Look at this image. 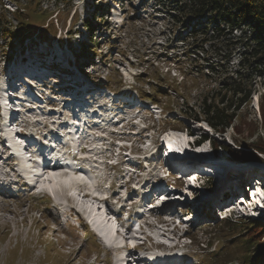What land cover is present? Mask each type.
<instances>
[{"label": "rangeland", "instance_id": "rangeland-1", "mask_svg": "<svg viewBox=\"0 0 264 264\" xmlns=\"http://www.w3.org/2000/svg\"><path fill=\"white\" fill-rule=\"evenodd\" d=\"M91 3L92 0H0V14L5 16V20L2 17L0 20L2 27L5 26L8 31L18 25L19 22L13 15V11H16L23 13L24 18H27L28 27L33 31L29 36L20 39L21 41L8 40L6 36L0 38V82L12 68V62L23 59L21 57L23 47L28 49L36 36H40L41 39H36L37 43L32 45L30 51L25 52L26 56L35 53L36 50L42 52L51 50L63 42L60 46L63 50L68 49V52H64L71 65H66L65 57L60 59L57 57L46 62L52 63L56 68L71 70L75 74L76 70L80 78L78 82H82V87L89 85L92 88L114 90L115 94L128 91L132 94L130 102L133 104L142 106L157 104L160 108L156 110L160 111V114L148 120L150 124H155L154 134L151 132L143 134L141 127L137 126L133 127L132 132L121 135V139H124L128 146L131 144L128 141H133L132 148L136 150L139 148L137 143L147 139L144 147L150 149L156 144L157 131L169 128H182L194 138H199L200 135L211 138L198 148L187 149L185 135L167 133L165 138L168 142L178 138L182 145L178 142L177 144L179 147H185L186 152L204 154L205 156L197 158L209 160L208 164H211L213 171L217 169L215 165L217 162L220 168L217 170L220 171V175L223 174V180H220L219 176H214L209 181H204L203 185H199V189L171 193L169 198L174 197L175 201L166 203L160 211L149 214L159 220L167 214L179 218L178 210L181 209L182 215H188L184 220L195 216L193 223L184 225L188 228L191 243L189 244V240L183 243L186 246L184 258L178 264H243L242 257L247 248L242 246L246 238L241 235L234 238L232 235L240 229L245 230L249 224L264 225V213L260 215H257L258 212L254 213L257 216L254 219L233 216L222 223L217 219H220L218 211L227 212L223 209L227 206L223 203L225 193L233 189L240 180L245 182L244 185L255 184L252 186L255 197L257 196L258 202L264 208V167L259 166L260 162H264V74L252 82H244L247 92L249 91L247 100L240 102L231 98L227 102L226 99L231 96L224 89L225 83L232 81L227 77L232 78L233 73H224L221 68L215 66L217 62L223 64L225 60L213 57L210 52L214 47L221 49L219 45L206 44L204 39L199 38V30L191 36V31L186 25L190 24L192 28L198 29L197 25L200 23L198 20L186 23L177 11L169 7L173 4H168L166 0H93L92 5ZM94 7H102L103 10L102 14L95 15V18L98 17L94 20L95 23L91 22L93 33L90 36L83 27V20L87 18L90 21ZM29 9L37 10L33 15L41 14L48 17L42 22L38 20V15L29 16L27 14ZM100 19L105 23L100 22ZM52 31H55V35H52ZM90 38L98 44L86 48L85 57L88 59L83 65L82 60H73L72 57L81 48L82 45L79 48V44L83 41L86 45ZM66 42L68 45L64 48ZM200 47L204 50V55L197 51ZM52 51L57 53L56 48ZM203 57L214 60L215 68H208V64L200 60ZM236 59L237 57L232 58L230 65L234 64ZM42 61L44 60L38 61V64ZM91 61L95 63L92 66ZM219 73L222 75H218ZM60 87L51 86L50 91L55 92ZM221 95H224L226 104L232 105L231 113H234V120L230 128L215 133L203 120L201 107L213 103L217 105ZM184 114L197 117V120L183 116ZM255 148L261 152H257ZM135 153L140 157L139 161L143 162L145 155L142 151L137 150ZM159 159L156 156L146 157L144 170L148 171L141 172L142 177L134 179L133 185L124 184L127 177L118 175L116 178L117 172L108 177L107 174L99 172L100 170L93 171L90 177L82 172L77 176L71 175L72 182L69 186L53 183V188L49 189L50 193L60 202L56 201L58 207L55 208L50 200L40 195L36 198L12 201L0 197V264H111L112 258L115 260L118 258L116 249H104L85 225L76 223L75 217L69 212L71 204L66 194L85 189L92 192L91 195L95 197L107 195L114 198L111 202L98 204L97 201L83 199L78 195L80 200L78 205L85 207L90 220H96L101 216L99 209L95 208L97 205L102 208L107 204H113L115 209H121L128 214L131 212L130 206L133 208L131 204L138 199V195L145 192V179L150 178L151 171L156 173L158 170L156 164ZM134 160L135 158L131 159ZM161 167H164L163 163ZM0 168L5 172L6 165ZM57 173L58 177L72 174L66 173L64 169ZM5 175L8 180H17L12 173V176L6 172ZM234 176H238V180ZM104 177L109 182L111 180L117 182L113 190L107 191L102 188ZM257 180L262 186L256 184ZM43 181L49 184L47 179ZM76 181L84 182L85 185L78 187ZM183 194L194 195V201L184 199L186 196ZM178 197L184 200L180 201ZM128 198L131 202L126 203ZM147 198V201L153 200L148 196ZM210 207L211 213H207L206 210ZM54 215L57 217L61 215L67 224L57 222ZM100 220L103 221L104 218ZM103 227L107 232L112 229L113 233L115 230L114 224L110 221L105 222ZM160 231L161 229L155 227L156 240L176 243L169 240L168 236L162 235ZM111 237L112 240L117 238L115 245L128 243L123 236L110 235L107 239ZM134 243L131 241V244ZM142 250L147 252H143V256L148 254L156 260L154 264L161 262L168 264L159 252L154 251L155 247L151 242ZM254 263L264 264L258 258Z\"/></svg>", "mask_w": 264, "mask_h": 264}, {"label": "trees", "instance_id": "trees-1", "mask_svg": "<svg viewBox=\"0 0 264 264\" xmlns=\"http://www.w3.org/2000/svg\"><path fill=\"white\" fill-rule=\"evenodd\" d=\"M166 1L168 4H173L169 7L173 8V11H177L180 16L186 20V23L187 21L189 23V21L193 20H198L200 22L197 25L198 29L192 28L190 24L186 25L191 31V36L196 30H199L200 33L198 31V36L199 38L204 39L206 44H217L221 47V49H216V47H214L210 52L215 58H225L223 64L217 62L215 65L216 67L221 68L224 73H233L232 78L227 77L228 79H232V81L225 83L224 89L227 90L231 96L229 99H226L227 102L231 98L240 102L247 100L249 91L247 92L244 82H252L255 78L264 74V0ZM23 10L25 9L23 8ZM35 11L37 10L29 9L27 14L31 16ZM100 13L101 10L99 9L94 11L92 16L93 19H96L95 14ZM13 15L17 18L19 22L18 25L7 31L5 26H1L2 22H0V38L6 36L8 40H20L33 33L30 27H28L27 18H24L22 12L13 11ZM35 15H38V20L42 22L48 17H43L41 14ZM1 17L5 20L3 14H0V20ZM101 20L104 21L103 19H100V22H102ZM84 24L89 33L92 34V24H87L86 21ZM52 32V34L55 33V31ZM191 41H193V39ZM91 43L94 45L97 44L93 39H91ZM88 47L89 46H87V48ZM202 47L197 51L204 55ZM217 50H219L218 53ZM198 52H194V54H197ZM235 57H237L236 64L230 65L229 62ZM200 60L205 61L208 64V68H215L213 67L214 60L205 59L204 57ZM218 75H222V73H219ZM223 98L224 95H221V99L217 105L213 103L207 105V107H201V113L204 116L203 120L215 133L223 132L230 128L234 120V113H231L232 105L226 104L227 102ZM183 116L189 115L184 114ZM189 118L197 120V117L189 116ZM203 138L209 141L211 139L207 136H203ZM255 150L261 152L256 148ZM249 225L250 226L246 227L245 230L240 229V231L232 236H235L234 238H236L241 235L246 238L245 242H243V246L241 245L242 248H247L242 257L243 264H255L254 261L257 258L262 263L264 262V225Z\"/></svg>", "mask_w": 264, "mask_h": 264}, {"label": "bare ground", "instance_id": "bare-ground-1", "mask_svg": "<svg viewBox=\"0 0 264 264\" xmlns=\"http://www.w3.org/2000/svg\"><path fill=\"white\" fill-rule=\"evenodd\" d=\"M73 60H75V58H73ZM43 62V61H42ZM96 132H97V130H96ZM71 139V137H67L66 138V141H69ZM91 144H92V146L93 147H95L94 146V144H93V142H91ZM166 144H167V147H168V149H169V154H171L172 152H170V151H172V148H173V146H171V143L170 142H168L167 140H166ZM91 151V150H90ZM188 159H189V157H188ZM2 164V163H1ZM3 165V164H2ZM25 173H27L28 174V171L27 170H25ZM23 174V171H22V174L23 175H27V174ZM65 175V174H64ZM62 176V177H58L56 174H55V172H52L51 173V176H50V178H51V182H49V184L47 183H45L44 184V186H46V188L48 189V191L50 192L51 190H49V189H52L53 187H52V184L53 183H56L57 182V184H59V183H61V184H63V185H68L69 186V184L72 182V179H71V175H74L73 173L72 174H68V175H65V176ZM4 183V182H3ZM3 183H2V185H3ZM4 184H6V183H4ZM6 185H8V184H6ZM73 190V189H72ZM75 190V189H74ZM69 191H71L70 189H69ZM68 191V192H69ZM76 191V190H75ZM75 191H73V192H69L70 194H75ZM68 193V194H69ZM88 193H92V192H90V191H88ZM77 195V194H76ZM95 195V194H94ZM92 196V195H91ZM98 196V195H97ZM96 196V198H98L99 199V197H97ZM95 197V196H94ZM144 197V196H143ZM257 197V196H256ZM75 200H77V202H79L80 200H79V196H77V197H75ZM80 203V202H79ZM79 206V205H78ZM83 207V206H82ZM79 208L80 209H82L81 208V205L79 206ZM83 210V209H82ZM105 211V210H104ZM104 211H103V209L101 210V211H99L100 213H101V216L100 217H97L96 218V220L95 219H92L93 221V226L94 225H96V228H97V230H98V232L99 233H101L102 235H103V237H105V239H107L110 235L111 236H113V233H114V231H113V233H112V229H111V231H106V229L103 227V224L105 223V220H103V221H101L100 219H102V215L104 216ZM84 213H86V210H84ZM104 213V214H103ZM87 214V213H86ZM93 216V215H92ZM92 218H94V216L92 217ZM111 221H112V223H113V220L111 219ZM109 222V221H108ZM107 222V223H108ZM114 224V223H113ZM115 227V226H114ZM112 233V234H111ZM105 235V236H104ZM161 263H163V262H161Z\"/></svg>", "mask_w": 264, "mask_h": 264}]
</instances>
